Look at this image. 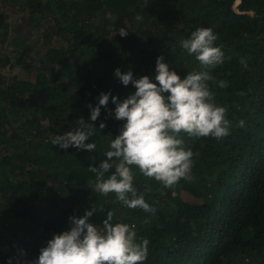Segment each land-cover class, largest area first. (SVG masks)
Instances as JSON below:
<instances>
[{
	"label": "trees",
	"instance_id": "obj_1",
	"mask_svg": "<svg viewBox=\"0 0 264 264\" xmlns=\"http://www.w3.org/2000/svg\"><path fill=\"white\" fill-rule=\"evenodd\" d=\"M199 27L218 36L222 64L205 69L180 45ZM159 56L182 79L208 71L229 82L209 87L230 129L219 140L181 133L192 179L173 188L133 168L152 214L91 190L89 167L106 158L124 122L111 98L95 122L88 105L101 93L123 101L136 91L117 68L156 82ZM80 118L96 127L86 141L95 151L51 143ZM94 206L104 211L91 223L102 226L112 210L114 224L149 240L144 264H264V0H0V264H31L70 216Z\"/></svg>",
	"mask_w": 264,
	"mask_h": 264
},
{
	"label": "clouds",
	"instance_id": "obj_2",
	"mask_svg": "<svg viewBox=\"0 0 264 264\" xmlns=\"http://www.w3.org/2000/svg\"><path fill=\"white\" fill-rule=\"evenodd\" d=\"M136 19L139 21L142 17ZM118 34L127 37L129 32L121 27ZM217 39L211 28L199 27L179 43L208 69L224 62L221 48L214 46ZM240 62L247 67L244 58ZM155 71L156 82H153L149 76L134 79L131 70L125 73L117 68L114 75L125 87L132 85L136 91L123 101L111 92L101 93L95 107L88 105L90 120L95 122L101 108H108L111 98L115 105L114 118L124 122L119 135L111 139L106 158L98 167H89L95 175V180L89 181L91 190L102 195L114 193L124 207L152 214L156 209L134 187L133 168L164 187L173 188L181 179H192L193 152L185 149L181 133L219 140L229 135L230 129L227 109L214 103L215 94L209 87L211 81L214 86L226 88L228 81H217L208 71H192L182 79L175 70H170L163 56L157 58ZM108 115H112L111 109ZM240 126H244L243 121ZM105 127L101 122L99 129ZM95 132L93 123L80 118L74 130L56 135L51 143L64 150L73 147L91 152L95 151L96 144L86 141ZM98 210L104 211L94 206L82 217L70 216L67 230L53 234L31 264H144L149 254V240L144 238L138 243L134 225L114 224L112 210L107 211L102 226L91 223L90 218ZM20 255H25L23 250ZM12 259L9 258L8 264H12ZM16 264L23 262L17 258Z\"/></svg>",
	"mask_w": 264,
	"mask_h": 264
},
{
	"label": "rangeland",
	"instance_id": "obj_3",
	"mask_svg": "<svg viewBox=\"0 0 264 264\" xmlns=\"http://www.w3.org/2000/svg\"><path fill=\"white\" fill-rule=\"evenodd\" d=\"M17 21H19V20L17 19Z\"/></svg>",
	"mask_w": 264,
	"mask_h": 264
}]
</instances>
